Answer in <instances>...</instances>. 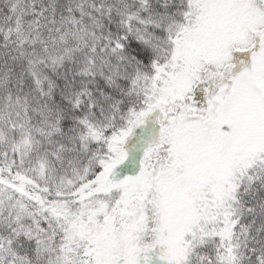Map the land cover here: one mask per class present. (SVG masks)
<instances>
[{
  "label": "snow or ice",
  "instance_id": "obj_1",
  "mask_svg": "<svg viewBox=\"0 0 264 264\" xmlns=\"http://www.w3.org/2000/svg\"><path fill=\"white\" fill-rule=\"evenodd\" d=\"M0 264H264V0H0Z\"/></svg>",
  "mask_w": 264,
  "mask_h": 264
}]
</instances>
